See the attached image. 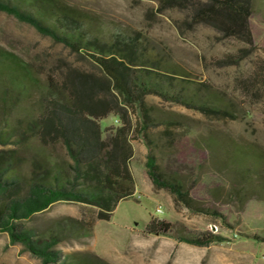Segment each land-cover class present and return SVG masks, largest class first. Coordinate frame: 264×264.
<instances>
[{
    "label": "rangeland",
    "instance_id": "rangeland-1",
    "mask_svg": "<svg viewBox=\"0 0 264 264\" xmlns=\"http://www.w3.org/2000/svg\"><path fill=\"white\" fill-rule=\"evenodd\" d=\"M63 1L82 16L92 35L105 42L116 34L138 39L147 63H157L159 69L163 66L168 71L179 69L180 77L210 88L215 95L213 102L228 114L204 113L149 94L146 102L153 109L155 122L145 138L135 130L140 122L139 107L123 103L132 124L128 163L135 179L134 196L116 203L108 221L98 219L95 206L59 201L31 216L27 226L45 233L63 217L93 222V235L64 241L58 247L66 255L93 252L109 264H264V198L256 190L241 203L229 194L233 174L226 154L227 146L254 145L264 150L262 11L251 17L249 39L228 35L218 24L197 16L196 9L204 7L207 0ZM0 51L28 64L42 81L53 78L62 84L73 72L98 79L103 76L91 57L55 42L3 11ZM233 60L238 63L227 64ZM17 89L11 91L0 84V174L14 179L23 194L34 174L45 177L54 163L69 159L60 142L45 144L37 133H30L18 144V136L10 134L11 124L26 128L40 117L39 86ZM6 97L13 98L8 106L3 103ZM101 125L104 129L119 127L121 119L111 113ZM194 144L200 146L202 155L191 149ZM150 152L165 177L180 179L185 188H190L193 207L153 183L146 168ZM261 173L264 179V164ZM5 201L0 199V206ZM159 207L163 212L157 211ZM150 221L169 223L170 233H149L146 226ZM203 232H212L222 240L199 246L176 237ZM0 264H41V260L23 245L12 244L6 232H0Z\"/></svg>",
    "mask_w": 264,
    "mask_h": 264
},
{
    "label": "trees",
    "instance_id": "trees-1",
    "mask_svg": "<svg viewBox=\"0 0 264 264\" xmlns=\"http://www.w3.org/2000/svg\"><path fill=\"white\" fill-rule=\"evenodd\" d=\"M257 10L264 16V0H207L204 7L196 9V15L210 24H218L228 35L251 39L250 20ZM0 11L28 23L82 56L91 57L103 72L100 79L73 72L62 84L53 78L42 81L28 64L0 51L2 86L18 91L17 88L38 85L41 90L40 117L26 128L11 124L10 134L18 136V144L26 141L30 133H37L45 144L60 142L69 159V162L54 163L45 177L34 174L23 194L14 179L0 174V199L6 200L0 206V232H6L12 244L23 245L41 264H109L96 253L66 255L58 247L64 241L93 235V222L63 217L45 233H38L26 221L59 201L95 206L99 209L98 219L108 221L116 203L134 196L135 179L128 163L132 154L128 142L132 124L123 103L139 107L140 122L135 130L145 138L155 122L153 109L146 102L149 94L204 113L228 114V111L213 102L215 95L210 88L198 87L195 81L180 77L179 69L168 71L163 66L159 69L157 63H147L138 39L116 34L114 39L105 42L92 35L82 16L63 0H0ZM237 63L238 60H233L227 64ZM12 101L13 98L6 97L3 103L8 106ZM111 113L120 117L121 125L104 129L101 120ZM199 148L197 144L191 146L202 155ZM226 154L233 174L229 194L241 203L256 190L264 198L261 173L264 150L254 145L227 146ZM146 168L156 186L166 187L177 199L193 207L195 201L190 188H185L180 179L165 177L151 152L147 155ZM208 210L217 214L212 207ZM170 227L164 221H150L146 230L168 234ZM176 237L199 246L222 240L212 232Z\"/></svg>",
    "mask_w": 264,
    "mask_h": 264
},
{
    "label": "built area",
    "instance_id": "built-area-1",
    "mask_svg": "<svg viewBox=\"0 0 264 264\" xmlns=\"http://www.w3.org/2000/svg\"><path fill=\"white\" fill-rule=\"evenodd\" d=\"M157 211L160 212V213L163 212V210H162L161 207H159V208L157 209Z\"/></svg>",
    "mask_w": 264,
    "mask_h": 264
}]
</instances>
